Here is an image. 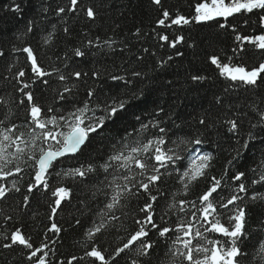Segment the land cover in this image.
Segmentation results:
<instances>
[{"label": "trees", "instance_id": "obj_1", "mask_svg": "<svg viewBox=\"0 0 264 264\" xmlns=\"http://www.w3.org/2000/svg\"><path fill=\"white\" fill-rule=\"evenodd\" d=\"M14 2L20 6L19 12L11 11L13 0H0V118L10 108L16 113L12 118L13 122L20 124L21 130H25L22 127L25 109L17 107L19 100L23 98L17 88L22 85H18L15 79L21 69L26 72L22 81L31 85L29 90L34 91L36 101L43 111H47L49 106H57V94L64 87V82L59 81L55 74L46 78L49 80L48 86L42 83L32 84L35 77L27 54L14 51V48L31 47L38 64L46 71L51 72L53 67H57L68 76L74 71L87 73V76L78 81L70 76L68 82L70 87L74 85L73 96L81 103L87 98L86 93L90 88L97 89L101 100L105 99V94L130 98L133 92L144 88L148 91L147 99L142 102L134 101L115 123L108 124L103 137L93 136L75 158H62L55 169L50 170L47 189L40 187L39 190L27 193V184L32 181L30 174L24 173L19 185L21 191H13L7 199L0 200V233L10 235L11 231L20 228L34 247L48 243L49 248L56 253L55 256L50 254L53 264H57V261L67 264L73 256L83 257L85 250H90L85 233L94 223L99 222L97 213L105 201V197L97 192L98 187H103L99 181L104 180L105 176L99 173L79 178L58 176L57 173L81 164L86 166L89 163H103L113 151V145L119 146L118 142L122 137L127 134H131L132 138L136 137L134 129L139 128V123L135 117L140 115L147 123L155 116L153 109L157 105L164 109L159 117L164 121L161 126L169 129L164 147L173 149L182 158V163L178 162L171 167V176L166 175L164 183L160 184L164 195L158 198L155 205L158 224L161 223L159 214L169 202L176 203L185 198L178 177L189 166L193 156L211 155L212 166L207 176L191 187L190 195L186 197L188 200L195 201L210 185L212 176H224L226 166L231 169L227 177H231L237 169L246 172V179L241 182L249 185L248 196L253 192L264 193V184L251 185V181L259 179L260 172H264V134L254 140H249L247 135L250 130L257 131L251 126L259 120L258 110H264V81L260 82L259 87H251L221 74L225 64L229 68L243 66L246 70L257 67L260 62H264V50L245 44L246 51L234 55L233 48L239 46L240 42L235 40L231 27L224 30L215 21L197 23L194 20L198 0H161L162 7L154 4L153 0H80L81 7L75 13L59 14L58 9L68 8L70 0ZM89 6L95 10L94 20H90L83 11ZM163 10H167L172 18L183 15L190 23L177 26L167 20L166 26H161L157 21L163 18ZM245 19L248 20L247 24L244 23ZM257 19L254 12L235 14L227 21L220 18V22L235 25L242 36H251L264 31L256 23ZM29 21L33 22L31 32L27 31ZM49 34L51 39L45 45L44 40ZM160 35L168 36L170 41L177 36L183 37V40L176 48H172L168 46V42L159 39ZM109 39L114 41L111 47L104 43ZM89 41L96 46L89 45ZM76 48H81L87 55L75 57L73 49ZM214 55L220 61L219 67L211 63L210 57ZM94 71L100 73L99 78L92 77ZM133 71L144 73L146 78L133 77ZM111 75L123 76L132 82L126 88H113ZM194 75L202 79L194 81ZM217 97L220 103L217 102ZM169 115L171 119L166 118ZM201 119L206 121L204 125L199 123ZM230 119L237 121L238 134L229 131L230 125L226 121ZM158 135V129L152 128L148 133H142L141 138L152 139ZM197 137L203 141L199 145L180 143ZM245 140H249L247 149L242 148ZM237 148L244 155L235 166H228L227 162L236 155ZM11 179L9 178L8 187H11ZM107 179L112 180V176ZM116 183L123 181L118 178ZM229 183L233 188L237 184L231 180ZM57 187L67 188L68 195L53 215L51 208L56 206L55 200L58 198L53 193ZM225 194L230 195L231 189H226ZM24 195H29L28 204L23 202ZM146 200V194L139 198L130 197L125 201V208L115 211L127 230L119 228L121 220H109L108 227L96 237V245L106 259L114 253L116 247L126 242L134 228L132 217L141 215L138 209L143 207ZM245 203L248 204L246 227L250 237L241 245L245 257L240 259V264H262L257 253L260 242L264 241V200H246ZM122 212L128 213L126 220ZM179 215L188 219L183 214ZM171 219L175 221L176 217ZM52 223L61 229L59 234L49 231ZM208 238L224 239L217 234L208 235ZM150 239L158 241L151 257H137L135 249H130L118 258L116 264H131L133 259H140L144 264H162V261L167 264L165 252L168 244L164 239L158 238L155 231L150 232ZM4 242L0 238V244ZM25 252L22 246L11 249L0 247V264H28ZM72 264H93V260H74ZM95 264L100 262L96 261Z\"/></svg>", "mask_w": 264, "mask_h": 264}, {"label": "snow or ice", "instance_id": "obj_2", "mask_svg": "<svg viewBox=\"0 0 264 264\" xmlns=\"http://www.w3.org/2000/svg\"><path fill=\"white\" fill-rule=\"evenodd\" d=\"M153 3L162 7L161 0H153ZM10 7L13 12L20 11V6L14 0ZM80 7V0H70V6L68 8L60 7L58 14L75 13ZM83 11L90 20L95 19L96 13L93 7L89 6ZM254 12L258 17L256 23L264 30V0H198L195 6L194 20L197 23L215 21L217 26L224 30L231 27L235 33V40L240 42L239 46L233 48L235 55L237 52L246 51L245 44L264 50V31L260 34L242 36L237 32L235 25L220 22V18L227 21L235 14ZM167 20H171V24L177 26L190 23L189 19L183 15L172 18L167 10H163V18L159 19L157 23L166 26ZM244 23L247 24L248 20L245 19ZM27 31H33L32 21H29ZM65 31L67 32L68 29ZM137 31L139 32V30ZM50 39L51 34L44 40V44L47 45ZM159 39L168 42V46L176 48L183 37L177 36L170 41L168 36L160 35ZM104 43L111 47L114 41L109 39ZM89 45H93V42L89 41ZM14 51H22L27 54L31 72L35 77L32 84L42 83L48 86L49 80L46 78L55 74L59 81L64 82V87L63 91L57 94V106H49L47 111H43L42 106L36 101L34 91L29 90L31 85L21 79L25 77L26 72L21 69L17 73L15 77L17 84L22 85L17 88V91L23 97L19 100L17 107L25 109V118L22 123L25 130H21L20 124L13 122L12 118L16 113L10 108L3 114V118H0V200L7 199L13 191H21L19 185L23 180L24 173H29L32 181L27 184V193L30 194L34 190H39L40 187L47 189L48 176L51 175L50 170H54L62 158H75L83 151L93 136L103 137L108 124L115 123L120 114L126 112L129 105L134 101L142 102L147 99L148 91L147 88H144L139 92H133L130 98H118L114 95L105 94V99L101 100L97 89L90 88L86 93L87 98L81 103L73 96L74 85L70 87L68 82L70 76L75 77L78 81L83 76H87V73L74 71L68 76L57 67H53L52 71L49 72L38 64L37 57L31 47L14 48ZM73 53L75 57L81 58L87 55L81 48L73 49ZM210 60L213 65L220 66L217 56H211ZM65 67L67 68V65ZM225 73L232 81H239L243 85L251 87H259L260 82L264 81V62H260L257 67H253L251 70H246L243 66L229 68L225 64L221 74ZM131 75L135 78H146L144 73L138 71H133ZM92 77L99 78L100 73L94 71ZM110 79L114 82L113 88H126L132 82L118 75H111ZM192 79L196 81L202 77L194 75ZM217 102H221L219 97H217ZM153 111L155 116L147 123L142 120L140 115L135 117L139 123V128L134 129L136 137L132 138L131 134L122 137L118 142L119 146L113 145V151L103 163L98 165L89 163L86 166L81 164L79 167H73L63 173H57L58 176L79 178L99 173H103L105 176L104 180L99 181L103 187L97 188V192L105 197L102 208L97 213L100 217L99 222L94 223L85 233L90 250L86 249L83 257L73 256L67 261V264H72L74 260L88 258L93 260V264L96 261H99L100 264H116L118 258H121L122 254L130 249H135L137 257H151L152 251L158 243V241L150 239V232L152 231H155L158 238L164 239L168 244L165 252L167 264H240V259L245 257L241 245L244 240L250 237L246 227L248 204L245 201H262L264 200V193L253 192L251 196H248L249 185L241 182L246 179V172L237 169L231 177H227V173L231 169L226 166L224 176L220 178L212 176L207 189L199 194L195 201L188 200L186 197L190 195L191 187L200 179L205 178L212 166L211 155L193 156L189 166L178 177L185 198L179 199L176 203L169 202L165 210L159 214L161 223L158 224L155 205L158 203V198L164 195L160 189V184L164 183L166 175L171 176L170 168L176 166L178 162L182 163V158L173 149L164 147L166 144L165 137L169 132L167 127L161 126L164 121L159 119L164 109L157 105ZM258 115L259 120L251 126L257 131L250 130L247 133L249 140H254L259 135L264 134V110H258ZM166 118L171 119V116ZM199 123L204 125L206 121L201 119ZM226 123L230 125V132L239 133V126L235 119H230ZM176 127L179 126L176 125ZM152 128L158 129L160 135L152 139L141 138L142 133H148L149 129ZM249 140L244 141L243 149L249 147ZM202 142L199 137L180 141V143L194 145H199ZM173 143L176 142L173 141ZM243 155V151L237 148L236 155L228 160L227 165L235 166ZM177 171H179L178 168ZM108 176H112V180H108ZM9 178H12L11 187L7 186ZM118 178L123 183H116ZM229 180L237 182L234 188ZM258 184H264V172H260L259 179L251 181L252 186ZM104 189H112V191L109 192ZM226 189H231L230 195L225 194ZM153 190H155V194H153ZM240 193L245 195L241 196ZM142 194L147 195V200L143 207L138 209L141 215L132 217L134 225L132 232L126 242L122 246L116 247L114 253L106 259L105 254L96 245V237L108 227L107 221L121 220V217L116 216L115 211L125 208L126 200L130 197L139 198ZM53 195L58 197L55 200L56 206L51 208L54 215L57 208L60 207L61 201L68 195V189L57 187ZM23 202L29 203V195H24ZM179 214L187 216L188 219L185 220ZM122 216L126 220L128 213L122 212ZM171 217H176L175 221ZM6 219H10V217H6ZM262 227H264V222H262ZM119 228L127 230L123 220H121ZM49 231L59 234L61 229L52 223ZM206 233L208 235L217 234L224 239H209ZM0 238L5 241L0 244V247L5 249L22 246L26 250L25 257L28 264H53L50 254L55 256L56 253L49 248V244L45 242L39 247H34L30 238H26L21 233L20 228L11 231L10 235L0 233ZM257 254L264 264V241L260 242ZM57 264H62V262L57 261ZM131 264H144V262L140 259H133Z\"/></svg>", "mask_w": 264, "mask_h": 264}, {"label": "rangeland", "instance_id": "obj_3", "mask_svg": "<svg viewBox=\"0 0 264 264\" xmlns=\"http://www.w3.org/2000/svg\"><path fill=\"white\" fill-rule=\"evenodd\" d=\"M225 75L228 77L227 73H225Z\"/></svg>", "mask_w": 264, "mask_h": 264}, {"label": "bare ground", "instance_id": "obj_4", "mask_svg": "<svg viewBox=\"0 0 264 264\" xmlns=\"http://www.w3.org/2000/svg\"><path fill=\"white\" fill-rule=\"evenodd\" d=\"M83 255H84V253H83Z\"/></svg>", "mask_w": 264, "mask_h": 264}]
</instances>
